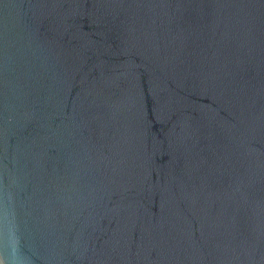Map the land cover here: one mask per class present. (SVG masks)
Returning a JSON list of instances; mask_svg holds the SVG:
<instances>
[{
  "label": "water",
  "instance_id": "water-1",
  "mask_svg": "<svg viewBox=\"0 0 264 264\" xmlns=\"http://www.w3.org/2000/svg\"><path fill=\"white\" fill-rule=\"evenodd\" d=\"M1 264H264V0H0Z\"/></svg>",
  "mask_w": 264,
  "mask_h": 264
},
{
  "label": "built area",
  "instance_id": "built-area-1",
  "mask_svg": "<svg viewBox=\"0 0 264 264\" xmlns=\"http://www.w3.org/2000/svg\"><path fill=\"white\" fill-rule=\"evenodd\" d=\"M0 264H1V262H0Z\"/></svg>",
  "mask_w": 264,
  "mask_h": 264
}]
</instances>
